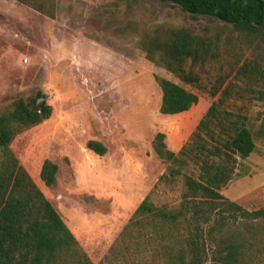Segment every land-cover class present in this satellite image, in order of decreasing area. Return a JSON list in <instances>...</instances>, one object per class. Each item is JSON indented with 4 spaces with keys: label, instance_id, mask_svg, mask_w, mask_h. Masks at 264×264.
Segmentation results:
<instances>
[{
    "label": "rangeland",
    "instance_id": "1",
    "mask_svg": "<svg viewBox=\"0 0 264 264\" xmlns=\"http://www.w3.org/2000/svg\"><path fill=\"white\" fill-rule=\"evenodd\" d=\"M177 34L199 46L185 65L196 83L159 61ZM156 76L196 92L199 102L162 113ZM229 85L223 107L247 116L256 149L238 156L220 191L255 210L264 207V25L249 31L163 0H0V111L39 90L53 106L51 117L23 129L11 147L94 264H109L111 246L145 198L180 206L185 173L198 176L199 165L163 159L154 139L165 133L179 153ZM90 139L106 153L90 149ZM46 159L59 164L54 185L41 177ZM170 165L183 173L165 177ZM213 218L202 222L206 231Z\"/></svg>",
    "mask_w": 264,
    "mask_h": 264
},
{
    "label": "trees",
    "instance_id": "2",
    "mask_svg": "<svg viewBox=\"0 0 264 264\" xmlns=\"http://www.w3.org/2000/svg\"><path fill=\"white\" fill-rule=\"evenodd\" d=\"M163 1L249 31L264 25V0ZM198 52L199 46L177 34L159 61L183 80L196 83L185 65ZM156 79L163 89L162 113L184 112L199 102V95L180 83L162 76ZM230 93L231 85L212 103L179 153L168 148L165 133H157L153 145L163 159L179 166L192 161L199 165V174L185 173L187 188L179 207L157 205L145 198L111 246L106 256L109 264H205L210 254L211 264L262 263L264 207L249 210L220 191L233 178L238 156L246 158L256 149L247 116L223 107ZM52 112L42 90L30 100L19 97L0 111V264H94L11 147L19 132L48 119ZM88 147L99 154L107 151L97 139H90ZM58 172V163L44 161L41 177L47 185L57 182ZM181 173L182 167L170 165L164 176ZM218 206L219 216L213 218ZM212 218L206 231L202 222ZM210 244L214 245L211 253Z\"/></svg>",
    "mask_w": 264,
    "mask_h": 264
},
{
    "label": "water",
    "instance_id": "3",
    "mask_svg": "<svg viewBox=\"0 0 264 264\" xmlns=\"http://www.w3.org/2000/svg\"><path fill=\"white\" fill-rule=\"evenodd\" d=\"M44 98L41 97L39 100H38V104L43 100Z\"/></svg>",
    "mask_w": 264,
    "mask_h": 264
}]
</instances>
